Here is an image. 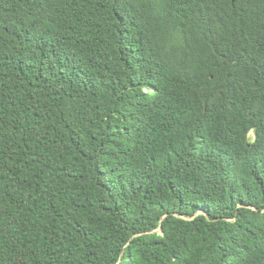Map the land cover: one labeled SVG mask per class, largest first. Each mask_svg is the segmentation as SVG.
<instances>
[{"label":"trees","instance_id":"obj_1","mask_svg":"<svg viewBox=\"0 0 264 264\" xmlns=\"http://www.w3.org/2000/svg\"><path fill=\"white\" fill-rule=\"evenodd\" d=\"M0 264H264V0H0Z\"/></svg>","mask_w":264,"mask_h":264}]
</instances>
